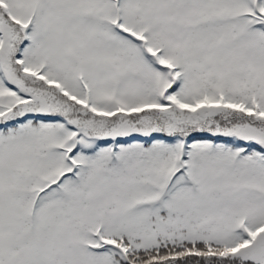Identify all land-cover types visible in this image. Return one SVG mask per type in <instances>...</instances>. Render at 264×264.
I'll use <instances>...</instances> for the list:
<instances>
[{
  "label": "snow or ice",
  "instance_id": "1",
  "mask_svg": "<svg viewBox=\"0 0 264 264\" xmlns=\"http://www.w3.org/2000/svg\"><path fill=\"white\" fill-rule=\"evenodd\" d=\"M0 264H264V0H0Z\"/></svg>",
  "mask_w": 264,
  "mask_h": 264
}]
</instances>
